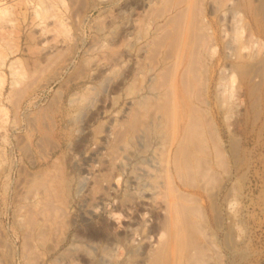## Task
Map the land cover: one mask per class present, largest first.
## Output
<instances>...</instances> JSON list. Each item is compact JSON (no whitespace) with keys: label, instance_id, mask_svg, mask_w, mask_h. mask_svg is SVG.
I'll return each mask as SVG.
<instances>
[{"label":"rangeland","instance_id":"374dc122","mask_svg":"<svg viewBox=\"0 0 264 264\" xmlns=\"http://www.w3.org/2000/svg\"><path fill=\"white\" fill-rule=\"evenodd\" d=\"M162 7L161 0H0V264H155L170 238L166 190L154 182L170 154L171 127L158 135L161 111L138 101L154 97L152 78L163 64L164 48L151 40L162 35ZM249 20L240 23L244 41ZM228 84L234 102L217 123L226 141L238 136L241 152L215 165L211 183L196 178L190 187L202 197L198 235L212 256L207 264H264V101L254 115L238 77ZM44 176L47 187H34Z\"/></svg>","mask_w":264,"mask_h":264},{"label":"bare ground","instance_id":"6f19581e","mask_svg":"<svg viewBox=\"0 0 264 264\" xmlns=\"http://www.w3.org/2000/svg\"><path fill=\"white\" fill-rule=\"evenodd\" d=\"M161 1L163 3V7L160 8L162 10L161 16L167 15L166 22L159 28L162 29L160 30L162 35L159 36L158 33L155 36L151 35L153 36V39L151 40L152 44L161 45L164 48V57H162L163 64L161 65V71L157 73V76H152L153 83L150 85L153 87L154 91L150 92V94L153 93L154 97L145 93L138 101L141 106L140 108H146V110H149V108L158 107V110L161 111L162 115L158 116L154 127L151 124L149 125L155 129V132L158 133V135L160 134L164 136L166 134L165 131L167 129H164L166 126L163 128V125L167 124L171 127V130H169L170 154L166 159L167 161L161 156L163 161L166 162V166H163L157 172L156 176L159 180L156 179L154 182V184L156 183L155 186H160V188H165L166 190L167 209L169 210L170 216L164 227H167V230L170 233V238L167 242L164 241L163 245L161 242L162 247L158 250L159 252L157 251L158 255L154 263L184 264L186 261H190L189 263L191 264L192 261L196 264L195 262L197 261L199 264H207L208 260L210 261L209 258H212V256H210V253L208 254L209 248L207 244L204 243V241H201L200 236L198 235L201 233V229L198 226V216L201 215V212H204L201 203L202 197L197 194L195 190H191L190 187L196 186V183L193 186L196 178L197 180L198 178L200 179L198 181H204V184L211 183L216 177L214 171L216 170L215 165L217 164L219 166V164H221L222 166L224 165L223 163L227 161L225 159L227 155H230L232 158L233 156L235 157L238 152H241L240 139L238 136L232 134L227 137L226 141L222 137L219 128V124L221 123H217V118L220 114H226L225 116H227L226 119L228 120L227 114L229 110L232 109L231 105L234 102L232 100L234 92L232 93L230 90L232 87H229V79H231V77L232 79L233 77H238L240 85L244 86L245 93L250 99L249 105L251 112H253L254 115L259 112L257 103L260 104L259 102L262 103L264 101L263 83L261 84L260 82H257V76L262 75L263 77L264 75V58L260 57L258 49L260 44L259 39L262 36L264 37V1L212 0V17H209L206 13V11H208L205 5L207 2L206 0ZM159 7H161V5ZM244 19H250L249 21L252 24L249 30L250 34L248 40L245 41L241 37L240 30L242 27L240 23L243 22ZM149 43L150 42L148 41L147 45H149ZM160 88H163V90L159 93ZM227 90L229 91L227 92ZM83 96L85 97L86 95L83 94ZM75 98L76 97H74V100ZM84 99L82 102H86ZM76 100L78 101V99ZM153 110L154 109H152V111ZM132 116H134V114ZM254 119L257 120L258 118L255 117ZM135 125L137 126V124ZM150 128L151 127H149V129ZM131 138L132 137L128 136V141H130ZM212 151L214 154L213 158ZM244 155L246 154L244 153ZM157 167L160 168L159 165ZM142 175L144 177V174ZM36 177L32 182L34 187L44 186L46 188L47 181L45 176V180L43 177L42 179ZM162 178H165V180H162ZM177 179L181 185L177 183ZM144 186H147V184ZM225 197L227 198V196ZM49 199L51 200L50 197ZM213 200L214 199H212V202ZM215 203V201L212 203L211 208L216 211L217 207ZM227 209H229L228 206ZM39 210L41 211V209ZM202 226L205 225H201L200 227ZM40 230H42V228ZM91 236L94 237L93 235ZM94 238H96V236ZM100 238L101 237L98 239ZM88 239L92 241L91 237ZM126 240H130L129 236ZM131 243L133 244V242ZM91 245L92 244H90V247ZM125 246H127V244ZM85 249H87V247ZM71 251L73 252L72 249ZM89 253L90 252H88V254ZM101 257L106 256L101 255ZM153 259L154 258L152 257V260Z\"/></svg>","mask_w":264,"mask_h":264}]
</instances>
